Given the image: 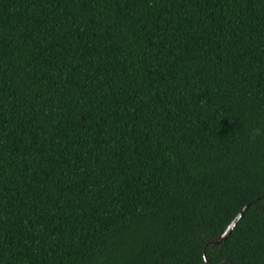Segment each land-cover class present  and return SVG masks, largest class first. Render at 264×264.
I'll return each instance as SVG.
<instances>
[{
  "label": "trees",
  "instance_id": "1",
  "mask_svg": "<svg viewBox=\"0 0 264 264\" xmlns=\"http://www.w3.org/2000/svg\"><path fill=\"white\" fill-rule=\"evenodd\" d=\"M206 262L264 264V0H0V264Z\"/></svg>",
  "mask_w": 264,
  "mask_h": 264
},
{
  "label": "water",
  "instance_id": "2",
  "mask_svg": "<svg viewBox=\"0 0 264 264\" xmlns=\"http://www.w3.org/2000/svg\"><path fill=\"white\" fill-rule=\"evenodd\" d=\"M250 205H247L242 211L241 213L232 221V223L229 225V227L226 229L225 233L214 243H212V246H218L222 243H225L227 241V239L231 236L233 230L235 229L236 225L238 224V222L242 219V217L245 215V213L248 211V209L250 208ZM206 260V257H205ZM207 264V262H206Z\"/></svg>",
  "mask_w": 264,
  "mask_h": 264
},
{
  "label": "clouds",
  "instance_id": "3",
  "mask_svg": "<svg viewBox=\"0 0 264 264\" xmlns=\"http://www.w3.org/2000/svg\"><path fill=\"white\" fill-rule=\"evenodd\" d=\"M258 135H260V131L258 129H253L250 133V138L254 140Z\"/></svg>",
  "mask_w": 264,
  "mask_h": 264
}]
</instances>
